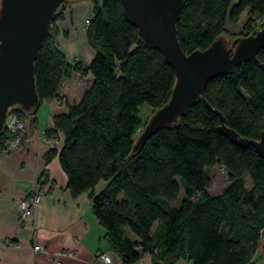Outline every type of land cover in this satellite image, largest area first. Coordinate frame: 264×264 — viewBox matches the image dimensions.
<instances>
[{"label":"trees","instance_id":"16d2710c","mask_svg":"<svg viewBox=\"0 0 264 264\" xmlns=\"http://www.w3.org/2000/svg\"><path fill=\"white\" fill-rule=\"evenodd\" d=\"M71 1L57 9L35 61L39 106L9 113L21 119L36 115L45 101L61 99L65 79L92 76L79 101L68 103L67 112L54 116L45 131L48 140L62 144L47 151L45 164L58 158L72 196L89 193L105 239L123 264H136L145 256L151 264H176L180 259L192 264H264V254L258 256L264 235V157L225 136L215 113L221 112L241 137L260 139L264 49L256 59L211 80L203 98L175 122L158 128L133 153L139 129L169 102L175 70L140 37L119 0H91L86 40L95 55L89 66L69 61L56 24ZM246 11L242 31L228 30L227 24H238ZM262 28L264 0H185L177 22L187 54L208 48L226 34L234 41ZM145 104L152 111L143 121L140 108ZM8 139L4 129L0 151ZM216 167L227 170L228 185L213 196L209 190ZM48 181L45 169L40 186Z\"/></svg>","mask_w":264,"mask_h":264},{"label":"crops","instance_id":"0c3cea01","mask_svg":"<svg viewBox=\"0 0 264 264\" xmlns=\"http://www.w3.org/2000/svg\"><path fill=\"white\" fill-rule=\"evenodd\" d=\"M92 16L91 1L76 0L71 9L67 8L64 19L56 24L61 32L58 38L60 48L68 60L76 59L83 66H89L95 55L86 40L87 26L84 23ZM63 32H68V36ZM77 35L83 37L81 45L77 42ZM74 79L88 80L90 85L92 76L73 74L65 79L60 89L61 99L45 101L46 112L43 115L39 110L36 115L23 119L27 128L22 146L12 153L0 151L1 264H99V252L108 254L111 264H123L105 239V229L92 211L89 193L72 196L58 158L45 164L47 151L51 147L59 149L62 145L48 140L45 131L52 127L53 117L66 113L68 103L79 101L84 92L85 88L79 96L62 92L63 84L68 87ZM45 169L49 173V181L41 187L39 179ZM39 192L44 194L42 201L34 206L30 218L22 220L20 201ZM9 238L21 246H6L4 242ZM35 246L42 249L36 251ZM136 264H151V258L145 256ZM176 264L192 262L180 259Z\"/></svg>","mask_w":264,"mask_h":264},{"label":"water","instance_id":"95a60500","mask_svg":"<svg viewBox=\"0 0 264 264\" xmlns=\"http://www.w3.org/2000/svg\"><path fill=\"white\" fill-rule=\"evenodd\" d=\"M68 0H0V133L12 109L30 111L40 104L35 61L57 9ZM126 17L145 43L162 53L176 74L169 102L149 119L134 145L136 153L158 128L172 124L197 100L208 83L257 58L264 49V28L231 43L218 38L189 54L181 47L177 22L185 0H119ZM264 71V63L260 64ZM210 107V106H209ZM220 118V131L234 144L253 147L264 157V130L259 140L241 137Z\"/></svg>","mask_w":264,"mask_h":264},{"label":"built area","instance_id":"2783aa9c","mask_svg":"<svg viewBox=\"0 0 264 264\" xmlns=\"http://www.w3.org/2000/svg\"><path fill=\"white\" fill-rule=\"evenodd\" d=\"M90 18H87L85 20V25L87 26L90 22ZM27 128V123L18 117L16 114L11 113L8 115L6 124H5V130L7 131L9 135V139L5 142L4 148L2 149L1 152H6V153H12L16 150H18L23 142L25 141V130ZM143 131V127L139 129V134ZM215 169L220 170L221 176L224 178L226 182L225 189L228 185V172L224 168H218L216 167ZM212 177H213V171H212ZM218 176H216L217 178ZM218 179V178H217ZM224 189V191H225ZM223 191V192H224ZM43 193H34L30 194L26 197H24L20 201V217L22 220H27L30 218L33 214V208L35 205L39 204L42 199H43ZM5 245L6 246H16L20 247L21 245L18 242H15L13 239L9 238L5 240ZM34 249L36 251L41 250L42 248L40 246H35ZM97 260L99 264H111V258L108 256V254L99 252L97 254ZM0 264H1V258H0Z\"/></svg>","mask_w":264,"mask_h":264},{"label":"rangeland","instance_id":"374dc122","mask_svg":"<svg viewBox=\"0 0 264 264\" xmlns=\"http://www.w3.org/2000/svg\"><path fill=\"white\" fill-rule=\"evenodd\" d=\"M75 0H72L67 8L71 9V4L74 2ZM77 1H84V0H77ZM91 1V0H89ZM92 3V1H91ZM247 18H248V11H246L245 13H243V15L241 16V19H240V22L236 25H231V24H227V29L230 30L231 32H235V33H238L240 31H242L243 27H244V24L246 23L247 21ZM77 42L78 44L81 45L80 43V39H82V35H77ZM226 42L228 43H231L232 42V37L228 34H226V36H224L223 38ZM83 41V40H81ZM59 42V40H58ZM60 45V43H59ZM61 47V45H60ZM71 62L76 60V59H69ZM88 80H83V79H74L72 80V82H70V85L67 87L66 84H63V89H62V92H65L67 94H71V95H77L79 96L80 92L86 88V86L88 85L87 84ZM151 106L148 105V104H145L143 105L141 108H140V117L143 119V121H146L147 119H149L150 115H151ZM40 112H41V115L44 114V112H46L45 110V107L44 105H42V107L40 108ZM216 176H218L216 178ZM178 182L181 184V194H180V197L179 199L182 200L183 196H184V188L182 186V179L181 178H177ZM246 185L248 188H250L252 186V181L249 177L246 178ZM225 186H226V182L224 180V178L221 176L220 174V170L219 169H213V184L209 190L210 194L213 195V196H216V195H220L223 193L224 189H225ZM263 245H264V235H263V238H262V241H261V245H260V248H259V252H258V256H262L264 254V248H263Z\"/></svg>","mask_w":264,"mask_h":264}]
</instances>
